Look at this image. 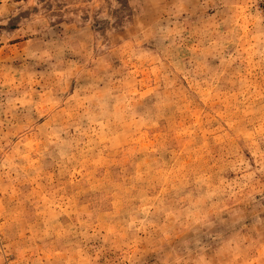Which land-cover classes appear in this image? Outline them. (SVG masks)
Listing matches in <instances>:
<instances>
[{
    "label": "rangeland",
    "instance_id": "1",
    "mask_svg": "<svg viewBox=\"0 0 264 264\" xmlns=\"http://www.w3.org/2000/svg\"><path fill=\"white\" fill-rule=\"evenodd\" d=\"M90 3L0 0V264H264V0Z\"/></svg>",
    "mask_w": 264,
    "mask_h": 264
},
{
    "label": "clouds",
    "instance_id": "2",
    "mask_svg": "<svg viewBox=\"0 0 264 264\" xmlns=\"http://www.w3.org/2000/svg\"><path fill=\"white\" fill-rule=\"evenodd\" d=\"M7 2H8V0H3V3L6 4ZM110 2H111V6L113 9L120 7V5L117 3V0H110ZM140 2H141V0H129L130 5H132L134 7L138 6ZM147 2L159 3L160 0H147ZM107 5H108V0H91V3H90V7H92L94 10L103 7L104 10L100 13L99 18H104V19H108L109 21H112L113 17L108 15L109 9H108ZM2 11H3V7H2V5H0V12H2ZM77 22L82 23L81 21H79L78 17H77ZM90 23H91V21L89 22V25H90ZM125 26L130 27V25H128L127 23ZM73 27H75V25H73ZM87 27L88 26L85 27V32L87 31ZM136 27L138 29V32H137L136 36L133 37V43H135L138 46L143 40H147L149 36L153 35V31H152L151 27L146 28L143 24H139V23L136 25ZM160 31L162 34H164L165 39L168 38L169 36L173 35V32L171 30H168V29H161ZM114 32H115V30L113 29L112 31H110L108 33V35L111 37ZM96 46L100 47L101 50H104L102 44L97 43ZM80 47H83V45H81ZM125 47H127V45H125ZM77 50H78L77 48H74L68 44H65L62 48H60L56 52V54L58 56H61L64 54L65 51H67L69 53H74ZM115 50H116L115 48L112 49V51H115ZM43 56H45V57L49 56V52H47V51L44 52ZM105 66H107V65H105ZM100 107L103 109V107H104L103 104H101ZM79 131H80V129L77 128V132H79ZM262 155H264V154H262ZM262 163H264V161H262ZM262 170H264V169H262ZM165 264H168V262L166 261ZM197 264H211V262L210 261H203L201 259V261H197ZM229 264H231V262H229Z\"/></svg>",
    "mask_w": 264,
    "mask_h": 264
}]
</instances>
